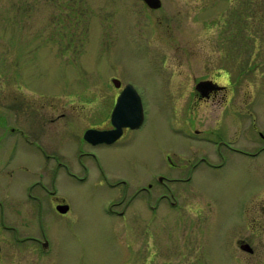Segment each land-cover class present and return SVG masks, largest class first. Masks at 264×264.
<instances>
[{
    "label": "rangeland",
    "instance_id": "rangeland-1",
    "mask_svg": "<svg viewBox=\"0 0 264 264\" xmlns=\"http://www.w3.org/2000/svg\"><path fill=\"white\" fill-rule=\"evenodd\" d=\"M161 1L160 9L149 11L138 0H0V264H246L236 261L245 253L235 247L232 227L238 218L233 198L246 178L232 161L194 168L199 144L185 137L191 129L181 123L168 83L180 79H171L167 67L184 72L183 64L192 61L197 75L206 72L202 63L223 67L227 78H239L240 93L264 103V0ZM176 45L194 54L187 58ZM110 75L136 85L144 122L113 145L66 140L71 176L61 169L54 183L45 184L68 210L57 214L45 193L39 218L25 190L43 155L18 149L4 164L13 141L9 128L19 118L26 119V130H36L35 114L48 103L79 112L96 94L92 109H108L105 96L116 93ZM13 93L31 105L15 114ZM77 151L84 153L81 163ZM179 169L183 178L190 174L181 185L193 208L170 204L173 197L155 179ZM151 182V197L138 193ZM119 200L112 207L117 213L109 211ZM10 221L20 239L5 226ZM43 232L47 252L23 241L28 234L43 240Z\"/></svg>",
    "mask_w": 264,
    "mask_h": 264
},
{
    "label": "flooded vegetation",
    "instance_id": "flooded-vegetation-1",
    "mask_svg": "<svg viewBox=\"0 0 264 264\" xmlns=\"http://www.w3.org/2000/svg\"><path fill=\"white\" fill-rule=\"evenodd\" d=\"M138 1L149 11L162 7L161 0H159L160 6L156 9L149 7L143 0ZM188 48L175 46L178 52L180 51L179 49H182L181 53L186 54L187 58H189L190 54H194V52L187 50ZM183 65H185L184 72H176L174 67L169 70L167 67L171 79L173 75L180 79L177 85H173V82L170 83V80L168 83L171 99L173 100L174 93V98L177 101L176 107L177 112L180 114L181 123L185 122L186 126L191 129L185 134V137L199 144L200 154L195 152L193 157H191L194 162V168L199 164L211 168H220L227 161L236 163L237 171L246 178L243 189L237 192L232 203V209L238 217L235 224L232 225L234 229V245L238 250L245 253L236 255V261L239 259L246 262V264H264V103H259V100L253 98V96L240 93L237 88L240 82L238 81L239 78H235V80L227 78L222 74L223 67L212 68L210 66L213 64L202 63L200 68L206 72L197 75L192 61ZM209 70L211 73L208 72ZM113 79L119 83L117 86L113 83ZM122 80L116 75H110V82L116 93L105 96L107 99L106 104L109 106L108 109L107 107L101 108L100 105L92 109L93 103H97L100 98L96 94L88 98L89 108L86 110L81 109L79 112L74 109H61L58 102L48 103L42 105L41 110H43V113L35 114L34 122L39 126L36 130L34 128L26 130L23 127L26 119L20 120L19 118L15 121L16 126L9 128L10 133L13 134V141L10 143V157L4 160V164H8L7 161L12 159L18 149H25L29 152H41L43 155L42 162L38 164L40 172L36 175V180L30 183L25 190L26 201L36 207L39 218V204L45 193L54 198L53 210L57 214H64L60 213L56 207L66 204V202L58 198L54 190H48L45 182L54 183L60 176L61 169L66 170L71 176V172L68 171L65 162L67 159L65 157L66 140L72 142L84 140L85 143L92 147L96 145H113L122 139L124 135L143 124L144 107L142 105L143 119L140 125L134 128L129 126L122 127L120 136L114 141L92 144L84 139V132L88 129L113 130L115 128L111 119L112 111L118 95L127 84L133 86L142 103V94H140L141 92L136 85L128 79H125L124 82ZM30 101L32 100L19 99L18 94L13 93L10 107L17 114L20 108L31 105L32 102ZM54 106L60 107V109L56 110ZM192 114H194V117L189 118ZM171 119L173 120V117ZM81 125L84 126L82 132ZM77 153L79 155L77 160L81 163L84 153L79 151ZM87 154L92 153L87 152ZM168 160L172 163L170 157H168ZM0 161L2 162L1 158ZM1 162L0 171L2 169ZM16 168L20 171H27V167L24 164H18ZM189 175L183 178L182 169H179L173 177L162 178L159 175L155 177L157 182L165 184L166 191L173 197V201H169L170 204L175 205L180 201L187 207L193 208L190 202V195L181 185L189 182ZM170 184H173V189ZM112 185L115 186L117 183ZM154 187V183H147L146 186L138 188V193L143 192L151 197ZM163 192H161L160 196H166ZM121 202L122 200L111 202L109 211L117 213L112 207L120 205ZM208 204H210L209 200ZM150 208L151 210L154 209L153 206ZM189 210L192 211L193 209ZM118 212V214H124L123 210ZM3 220V206L0 203L1 224ZM15 225V223L10 221V224L5 226L13 229L17 236L19 235L17 233L18 226ZM242 230L248 231V236L246 233L242 234ZM42 238L43 240L28 234L23 238V241L33 240L38 242L43 250L47 252L48 242L44 232L42 233ZM44 243H46V246L43 245ZM243 244L246 245L241 248Z\"/></svg>",
    "mask_w": 264,
    "mask_h": 264
},
{
    "label": "water",
    "instance_id": "water-1",
    "mask_svg": "<svg viewBox=\"0 0 264 264\" xmlns=\"http://www.w3.org/2000/svg\"><path fill=\"white\" fill-rule=\"evenodd\" d=\"M149 7L156 9L160 6L159 0H143ZM113 83L117 86L119 83L113 79ZM111 119L115 128L113 130H94L88 129L84 132V139L92 144L110 143L121 134L122 127L129 126L131 128L140 125L143 119V107L139 95L131 84H127L118 95ZM60 213L68 210L67 204H61L56 207ZM46 246V243L43 244ZM243 244L241 248H244Z\"/></svg>",
    "mask_w": 264,
    "mask_h": 264
}]
</instances>
